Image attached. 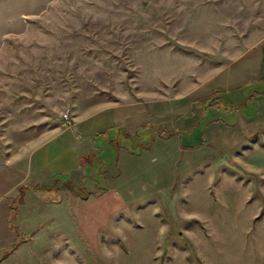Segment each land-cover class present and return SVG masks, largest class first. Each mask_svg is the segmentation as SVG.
<instances>
[{
    "label": "rangeland",
    "instance_id": "rangeland-1",
    "mask_svg": "<svg viewBox=\"0 0 264 264\" xmlns=\"http://www.w3.org/2000/svg\"><path fill=\"white\" fill-rule=\"evenodd\" d=\"M261 41L264 0H0V170L29 163L35 147L64 130L67 110L78 124L112 103L172 98ZM253 145L217 154L215 166L204 150L205 167L184 178L179 171L177 181L156 166L161 182L175 184L153 191L161 192L156 203L113 217L101 252L60 251L68 218L60 215L45 224L46 236L27 241L23 230L10 264H264V159L229 170ZM44 187L23 192L54 190ZM23 203L10 219L16 231L17 215L36 210Z\"/></svg>",
    "mask_w": 264,
    "mask_h": 264
},
{
    "label": "crops",
    "instance_id": "crops-1",
    "mask_svg": "<svg viewBox=\"0 0 264 264\" xmlns=\"http://www.w3.org/2000/svg\"><path fill=\"white\" fill-rule=\"evenodd\" d=\"M263 87L264 41H261L189 90L177 91L183 94L172 98L161 95L162 98L155 100L150 94L142 95L107 105L39 144L32 151L29 163L1 169L0 250L8 252L0 257V264H10L21 250L22 245L13 247L23 230L32 233L27 241L36 237L34 233L46 236L45 224L55 225L60 215H68L64 218L66 229L59 226L63 239L60 251L101 252L103 230L113 217L128 215L131 204L156 203L161 192L155 195L152 192L173 187L179 171L183 178L194 175L205 167L207 155L212 157L210 164L215 166L217 154L228 156L235 150L237 154V148L249 139L254 145L249 152L244 151L246 155L240 157L242 160L238 158L236 164L229 161V170L243 171L248 166H257L264 159ZM210 99L212 102L206 107ZM204 150L208 153L202 157ZM53 163L57 167L52 168ZM156 166L175 172L173 184L161 182L162 168ZM230 180L243 188L239 182ZM55 183L59 190L44 194L30 189L25 192L23 202L26 204L31 199L36 210L23 214L26 219L17 215L20 224L17 231L13 229L10 203L17 189L29 184L53 186ZM66 184L83 190L85 197L64 188ZM181 186L186 189L188 184L184 182ZM135 188L139 189L136 195L131 191ZM45 196L47 199L43 200ZM24 203L21 206H26ZM58 209L61 211L56 213ZM29 217H36L37 222L30 223ZM74 236L79 248L74 246Z\"/></svg>",
    "mask_w": 264,
    "mask_h": 264
},
{
    "label": "trees",
    "instance_id": "trees-1",
    "mask_svg": "<svg viewBox=\"0 0 264 264\" xmlns=\"http://www.w3.org/2000/svg\"><path fill=\"white\" fill-rule=\"evenodd\" d=\"M255 95H256V93H255L254 95H251V97H249L247 100L250 101L252 98L255 97ZM245 101H246V99H245ZM245 101L242 102L243 105H244V102H245ZM211 102H212L211 99L208 100V101L205 103V106H206V107H209V105H210ZM240 104H241V103H239L238 107L240 106ZM169 134H170V133H165L166 136H168ZM56 184H57V183H55V185H53V186H45V187H47V189H48V188H53V189H55V190H56V189L59 190V189H58L59 186H58V184H57V185H56ZM64 186H65L64 188L68 189L69 191H71V192H73V193H75V194H79V195L85 197V195H84V193H83V190L78 189L77 187L73 186L72 184H66V185H64ZM45 187H44V188H45ZM14 198H15V199H13V203L11 202V210H13V213H14V210H15V208H16V206H14V204H16V205H20V204L23 203V200H24L23 186L19 188V193H18V194L16 195V197H14ZM15 217H16V213H14L13 215H11V220H14ZM12 228L15 229L13 226H12Z\"/></svg>",
    "mask_w": 264,
    "mask_h": 264
},
{
    "label": "built area",
    "instance_id": "built-area-1",
    "mask_svg": "<svg viewBox=\"0 0 264 264\" xmlns=\"http://www.w3.org/2000/svg\"><path fill=\"white\" fill-rule=\"evenodd\" d=\"M62 119L64 121V124H63L65 126L64 128L65 129L70 128L71 127V123H70L71 115L69 113V110H67L65 113H63Z\"/></svg>",
    "mask_w": 264,
    "mask_h": 264
}]
</instances>
